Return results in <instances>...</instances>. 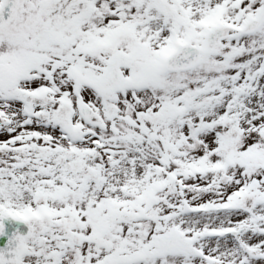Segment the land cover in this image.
Listing matches in <instances>:
<instances>
[{"label": "snow or ice", "instance_id": "obj_1", "mask_svg": "<svg viewBox=\"0 0 264 264\" xmlns=\"http://www.w3.org/2000/svg\"><path fill=\"white\" fill-rule=\"evenodd\" d=\"M0 264H264V0H0Z\"/></svg>", "mask_w": 264, "mask_h": 264}]
</instances>
